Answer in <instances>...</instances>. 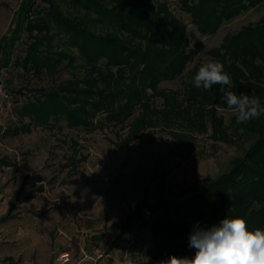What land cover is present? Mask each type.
Wrapping results in <instances>:
<instances>
[{
  "label": "rangeland",
  "instance_id": "374dc122",
  "mask_svg": "<svg viewBox=\"0 0 264 264\" xmlns=\"http://www.w3.org/2000/svg\"><path fill=\"white\" fill-rule=\"evenodd\" d=\"M55 1L59 2L60 7L67 13L83 14L82 9L70 5L68 0ZM149 1L147 10H160V15L171 16L172 21L163 28L164 32L172 35L171 26L178 31L181 30L182 35L173 34L172 37L183 41L181 47H185V53L191 55L180 74L159 81L158 86L166 89V94L177 90L179 91L177 98H182L181 89L188 84L187 76L189 70H193L191 68L194 67L197 72L202 64L209 61L221 62V59L225 58V62L221 63L224 64V71L229 74L231 82L229 85H217V103L213 104L220 105L224 110L217 111L215 107H209L212 103L211 96L206 107L210 108L217 120H221V129L226 135L229 134L228 136L234 139L226 141L217 139L218 132H213L207 110L203 111L206 113L203 116L197 117L193 114L199 109L196 104L190 107L193 114L190 116L199 121V127L194 124V126L169 124V121L164 125L161 116L157 115L158 117L152 118L154 120L148 122L145 128L140 129L137 137L128 142H122L127 133L125 125L120 127L106 123L92 130L84 127L75 129L68 128L63 119L58 123L59 129L32 126L28 132L1 135L0 158L12 162L8 167H0L2 198L10 202L22 181L24 193L28 188L41 186L40 190L34 192L32 198L17 206L25 214L16 217L13 222L24 229L34 230L40 239L37 245L43 248L42 252H46L47 248L52 257L57 252L67 250L72 263L84 257V253L91 255L92 248L98 247L104 249L106 255L96 264H160L163 260L153 259L149 253L150 250L158 248L157 237L152 238L137 222L121 236L115 237L118 223L126 216L129 204L146 198L148 202L160 200L161 207L165 208L164 215L157 211L149 219L160 218L161 222L170 221L172 226H176V230H179L176 223L182 221L184 228L190 229L191 233L179 232L177 236L179 241L188 246L191 259L196 252L194 248L189 247V238L194 230L197 227L208 230L226 218L219 210L220 197L215 200L212 192L210 195L212 206L203 208L204 211L196 212L192 209L191 198L198 195L203 188L209 187V183L219 182V185L212 186L211 189L216 196L222 194V200L226 199L225 204L231 207L234 203L241 202V199L238 194H233V190L221 184L222 180H225L224 183L226 180H232L240 172L260 180L258 173L264 176V152H253L255 159L259 160L258 163L252 162L251 159L241 163L239 161L242 157L246 159L257 137L264 136V126L255 134L241 133L235 138L233 127L238 125L236 116L222 101L225 92L233 91L237 95L245 93L257 96L264 104V0L247 5L232 17L221 20L210 33L201 32L186 9V5L191 8L195 1ZM21 2L22 0H0V38L4 34L12 33ZM32 16L35 22L44 15L43 12L34 11ZM90 16L94 14L91 13ZM89 28L101 34H105L107 30L106 27L98 25H91ZM136 28L148 37L159 33L150 32L146 27ZM118 31L121 32L119 29ZM22 34H24L22 40L16 43L13 56L22 55L25 43L30 41L26 36L27 32ZM232 34H238L243 39L248 38L247 41L252 40L257 49L253 50L252 54L240 59L236 57L234 60L232 58L235 55L225 52L224 48H220L217 55L216 48L223 44L225 37ZM121 35L127 36L125 33L118 34L120 37ZM158 38L160 41L156 44L138 40L133 45L139 43L155 50H169V45L164 47L165 35ZM52 50L70 52L75 56L72 65L67 66L68 59L63 58L57 64L55 73H44L41 77L32 75L30 70H23L14 63L5 70L8 87L11 90V108L6 123L9 129L20 124L17 110L28 96L32 95V89L40 87L50 89L60 81L63 83L65 79H71L74 74L81 75L79 65L83 59L75 46L66 45L57 35L53 40ZM222 53L224 57L221 58ZM228 58L229 60H226ZM230 61L233 64H230ZM234 76L239 88L243 87L240 89L242 91L235 87ZM20 87L24 88L19 93L15 92L16 88ZM214 88L212 86L209 90L212 94ZM146 91L147 99L160 107L161 97L154 94L151 88H147ZM203 96H206V93L199 95L198 98ZM138 110L135 106L133 115H136ZM99 113L98 122L103 111ZM254 120L264 121V115ZM180 131L191 134V141L178 136ZM240 131L238 128L237 132ZM69 138L80 144V150L86 156L78 163L74 173H69L67 168H60V164L69 154L70 149L67 147ZM244 162L245 164L247 162V166ZM230 170H234L235 173L229 175ZM243 202L248 205L247 210L239 211L241 207L233 210H238L236 214L245 219L246 223L252 222V230H264V203L258 199L254 202L251 200ZM250 210L254 212L250 213ZM200 214L201 219L197 218ZM167 250L164 247L162 251ZM87 260L94 264L87 257L79 264H88Z\"/></svg>",
  "mask_w": 264,
  "mask_h": 264
},
{
  "label": "trees",
  "instance_id": "16d2710c",
  "mask_svg": "<svg viewBox=\"0 0 264 264\" xmlns=\"http://www.w3.org/2000/svg\"><path fill=\"white\" fill-rule=\"evenodd\" d=\"M192 1L195 2L190 6L191 8L186 5V9L191 14L193 22L201 32L210 33L221 20L232 17L234 13L243 10L247 5H253L260 0ZM67 2L82 9L83 14L67 13L55 0H22L15 16L12 33L4 34L0 38V69H7L11 63H14L21 66L23 70H30L32 75L41 77L44 73H55L57 64L63 58L68 59L67 66L72 65L75 59L74 55L65 50H52L53 40L58 35L63 43L78 49V54L83 59L79 65L82 70L81 75L74 74L71 79H65L63 83L60 81L50 89L30 88L32 95L28 96L24 104L17 110L21 120L20 124L12 129L6 125L4 129H0V136L28 132L32 126L59 129L58 123L63 119L68 128L75 129L84 127L92 130L106 123L120 127L125 125L127 133L122 142H128L137 137L140 129L145 128L148 122L158 117L157 115L161 116L164 125L169 121V124L180 123L185 126L194 124L199 127V121L191 118L190 115L203 116L206 114L203 111L207 110L213 132H218L217 139L224 141L234 139L228 136L229 134L226 135L225 131L221 129V120H217L210 108L206 107L210 103V96L212 98L211 105L217 103V85H213L215 88L212 94L209 90L197 89L189 83L196 73L194 67L191 68L193 70H189L187 86H183L181 89L182 98H177L179 91L172 90L166 94V89L158 86L159 81L171 79L180 74L191 57L185 53V47H181L183 41L172 37L173 34L182 35L181 30L178 31L174 26H171L172 35L164 32L163 28L172 21L171 16L160 15V10H147L146 6L150 4L149 0H68ZM76 8L74 9L76 10ZM34 11L43 12L44 16L34 22L32 19ZM91 13L94 16H90ZM91 25L106 27V33L95 32L94 29L89 28ZM137 26L146 27L150 32L159 33L148 37L140 32L136 28ZM118 29L121 31L120 33ZM34 30L36 31L33 32ZM49 31L52 32L49 33ZM22 32H27L26 36L30 41L25 43L22 55L13 56L16 43L22 40L24 35ZM122 33L127 36H118ZM160 35H165L164 47L169 45V50H155L139 43L133 45L138 40L151 44L159 43ZM244 39L238 34L227 36L215 52L219 55L217 53L219 49L224 48L225 52L235 55L233 60L236 57L240 59V57L252 54L253 50L257 49L256 44L252 40L247 41L248 38ZM42 46L43 48H40ZM223 54H220L221 58L224 57ZM221 62L224 63L225 58H222ZM230 64L233 63L230 61ZM233 79L237 90L242 91L240 89L243 87L239 88L236 84L235 76ZM22 88L24 87L16 88L15 92L19 93ZM147 88H151L154 94L161 97L160 107L147 99ZM205 93L206 96L198 98L199 95ZM194 104L199 109L192 114L190 107ZM135 106L139 110L136 115H133ZM99 111H103V115H100L102 117L100 122L97 120ZM262 126H264V121L257 120L255 122L254 119L246 124L237 125L233 127L235 138L239 137L241 133L255 134L262 129ZM238 128L241 129L239 133L237 132ZM177 135L191 141L192 135L187 132L180 131ZM68 141L67 147L70 152L66 155L64 162L60 164V168H67L69 173H74L78 163L86 156L80 151L79 143L75 139L69 138ZM253 144L246 159L240 158V163L249 159L258 163L259 160L255 159L256 156L253 155V152H264V136H258ZM0 162L9 164L5 158H1ZM244 165L247 166V162L246 164L244 162ZM233 173H235L234 170H230L228 174ZM224 176H226L225 173ZM258 176L261 180L240 172L232 180H226L225 183V180L220 182L227 189L233 190L234 195H239L241 202L234 203V208L232 205L230 207L225 204L226 199L222 200V194L218 193L219 195L216 196L211 189L212 186L219 185V182L209 183V187L203 188L198 195L192 197L191 208L197 212L204 211L202 209L205 207H211L210 195L212 192L215 200L220 197L219 210L224 217L229 219L240 217L236 214L238 210L233 209L241 207L239 211L247 210L249 207L243 201L254 202L258 199L264 203V176L259 173ZM35 189H41V186L30 189L27 197L31 196ZM21 194L22 191L18 190L16 200L20 199ZM160 203V200L148 202L146 198H142L140 205H137L134 210H128L124 219L118 223L115 237L121 236L133 226L134 222H137L152 238L157 237L158 239V248L149 251L153 259L166 261L171 256L190 259L188 246L179 241L177 236L179 232L191 233L190 229L184 228V222H177L179 230H176V226H172L170 221L161 222L160 218L151 220L150 217L148 219L143 217L144 207L150 210L151 216L157 211L164 215L165 208L163 209ZM14 205L13 203L10 209ZM163 205L165 206V204ZM249 212L253 213L254 211L250 210ZM201 216L202 214L197 218L201 219ZM249 223L247 226L249 230H252V222ZM164 247L168 249L165 252L162 251Z\"/></svg>",
  "mask_w": 264,
  "mask_h": 264
},
{
  "label": "clouds",
  "instance_id": "9594fccd",
  "mask_svg": "<svg viewBox=\"0 0 264 264\" xmlns=\"http://www.w3.org/2000/svg\"><path fill=\"white\" fill-rule=\"evenodd\" d=\"M230 82L224 64L219 61L202 64L189 81L195 88L204 90ZM222 101L235 114L238 125L264 115V104L257 96L227 91ZM209 107L224 110L220 105ZM189 247L196 249L193 258L171 256L160 264H264V230H249L245 219L240 217H226L208 230L197 227L190 235Z\"/></svg>",
  "mask_w": 264,
  "mask_h": 264
},
{
  "label": "crops",
  "instance_id": "0c3cea01",
  "mask_svg": "<svg viewBox=\"0 0 264 264\" xmlns=\"http://www.w3.org/2000/svg\"><path fill=\"white\" fill-rule=\"evenodd\" d=\"M8 162L9 164L7 165L0 162V167H8L12 165V162L10 160H8ZM33 188L36 187L28 188L27 192L24 193V182L22 181L20 187L14 192L13 199L10 202L5 201V198H2V194L0 193L1 264H54L53 257L49 254L48 249L46 248V252H42L43 248L37 245L40 239L35 235V231L28 228L24 229L21 226H17L16 223L13 222L16 217L23 216L25 214L24 211L17 208V206L22 202L32 198L36 190H40L35 189L33 194L27 197L29 190ZM18 190H21L22 194L20 199L16 200V193ZM13 203L15 205L10 209V206ZM63 252L69 254L67 250H63ZM42 253L44 254V256H42ZM87 261L89 262L88 264H92L91 261Z\"/></svg>",
  "mask_w": 264,
  "mask_h": 264
},
{
  "label": "built area",
  "instance_id": "2783aa9c",
  "mask_svg": "<svg viewBox=\"0 0 264 264\" xmlns=\"http://www.w3.org/2000/svg\"><path fill=\"white\" fill-rule=\"evenodd\" d=\"M6 69H0V129H4L6 127L8 112L11 104V94L10 89L8 87V82L6 78ZM137 205H140V202H131L129 204V210H134ZM151 216V212L148 208H143V217L148 219ZM106 255L104 249H100L98 247L92 248V254L87 255L84 253V257L90 258L94 264L98 260H101ZM84 257L74 261L71 263V257L66 252L60 251L57 252L53 257L54 264H79ZM1 264V263H0Z\"/></svg>",
  "mask_w": 264,
  "mask_h": 264
}]
</instances>
